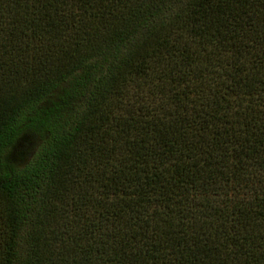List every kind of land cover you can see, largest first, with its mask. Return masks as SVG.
<instances>
[{"label":"trees","instance_id":"obj_1","mask_svg":"<svg viewBox=\"0 0 264 264\" xmlns=\"http://www.w3.org/2000/svg\"><path fill=\"white\" fill-rule=\"evenodd\" d=\"M0 264H264V0H0Z\"/></svg>","mask_w":264,"mask_h":264},{"label":"rangeland","instance_id":"obj_2","mask_svg":"<svg viewBox=\"0 0 264 264\" xmlns=\"http://www.w3.org/2000/svg\"><path fill=\"white\" fill-rule=\"evenodd\" d=\"M22 145L18 148L16 152V157L20 160L27 161L35 151L36 143L33 140V142L28 143L27 146H25L24 144Z\"/></svg>","mask_w":264,"mask_h":264}]
</instances>
